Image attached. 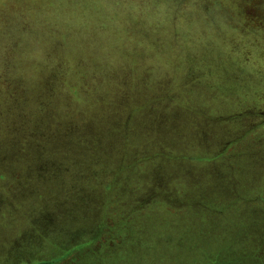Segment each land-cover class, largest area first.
Segmentation results:
<instances>
[{
    "label": "rangeland",
    "instance_id": "1",
    "mask_svg": "<svg viewBox=\"0 0 264 264\" xmlns=\"http://www.w3.org/2000/svg\"><path fill=\"white\" fill-rule=\"evenodd\" d=\"M1 57L0 264L264 248V0H0Z\"/></svg>",
    "mask_w": 264,
    "mask_h": 264
},
{
    "label": "crops",
    "instance_id": "2",
    "mask_svg": "<svg viewBox=\"0 0 264 264\" xmlns=\"http://www.w3.org/2000/svg\"><path fill=\"white\" fill-rule=\"evenodd\" d=\"M167 60V62H164L165 63V66H171V69H172V74L174 73V69H178L180 72H182L181 71V69L179 68V62L180 61H178V62H176V67H174L172 64L174 63L173 61H172V59H166ZM13 62L12 61H9L8 59H6V61L5 62H3L2 61V57L0 58V69L1 70H8L9 71V75L8 76H0V79H44L45 77L44 76H41V75H35V76H31V77H25V76H22V75H13V72H11V70H15V66L14 67H7L8 65H10V64H12ZM134 63H136L137 65L135 66V67H126L127 69H129V72H132V71H134L135 69H138V64L140 65V64H142L141 62H140V59L138 60V61H135ZM186 71V70H185ZM119 73V72H118ZM3 77V78H2ZM58 78H60V77H58ZM253 108V107H252ZM133 108H126V109H123V110H121L122 112H125L126 110H132ZM252 110V109H251ZM134 111H137V113H139V114H141V113H143L144 111H150V110H146L145 109V107H143V108H134ZM151 111H153V110H151ZM253 111H254V109H253ZM255 112H257L258 114H260V115H263L264 116V111H261L260 109H256L255 110ZM227 142H229V141H227ZM108 184V183H107ZM247 196H246V194H238L236 197H235V199H234V201H233V203H230V207H232V208H235V206L234 205H232V204H236V202H237V204H239V203H241V205L242 206H245V205H247V203L250 201V200H248V202L246 201L247 199H245ZM258 199L259 200H263L264 199V192H262L261 191V195L258 197ZM264 205V204H263ZM108 207V205L107 206H105V208H107ZM168 207V206H167ZM260 207V206H259ZM260 208H264V207H260ZM138 210H139V208H137ZM264 211V210H263ZM130 212V211H129ZM128 212V213H129ZM131 213V215L129 214V215H127V216H125L124 215V217H123V215H121L122 214V212H121V208L119 207L118 208V211H116L115 210V207H113V206H110V207H108V209H107V215H108V218L107 219H104V222H105V224H106V226H109V228H111V229H113L114 230V227H115V225L116 224H120V223H122V227H121V229H119V231H120V235L118 236V239H123V240H125V238L128 236V231H129V227L126 229V225L128 224V222L129 221H131V216L135 213V211L134 212H130ZM110 215V216H109ZM126 217V218H125ZM103 220V219H102ZM92 237H95V235L93 234V236ZM128 237H132V235L131 236H128ZM161 237H164L165 239H167V237L166 236H163V235H161ZM262 238H263V235L261 236ZM148 241H152V239H150V238H148V239H144V240H142V239H139V246H143V248L145 249V247H149V249H151V246H154L153 244H150V242L148 243ZM165 249L166 250H168V247H167V244H166V247H165ZM133 250L135 251L136 250V248L134 247L133 248ZM171 250V249H170ZM242 250V249H241ZM241 250H239V252L241 251ZM109 252V251H108ZM123 252V251H122ZM129 252H131L132 254H133V252L131 251V249L129 250ZM238 252V253H239ZM249 258H251V260L248 262V264H264V248H258L257 250H256V253L255 254H250V257Z\"/></svg>",
    "mask_w": 264,
    "mask_h": 264
},
{
    "label": "trees",
    "instance_id": "3",
    "mask_svg": "<svg viewBox=\"0 0 264 264\" xmlns=\"http://www.w3.org/2000/svg\"><path fill=\"white\" fill-rule=\"evenodd\" d=\"M44 264V263H43Z\"/></svg>",
    "mask_w": 264,
    "mask_h": 264
}]
</instances>
